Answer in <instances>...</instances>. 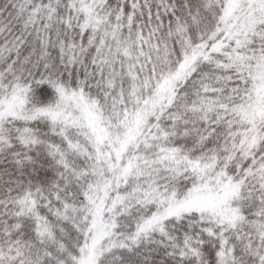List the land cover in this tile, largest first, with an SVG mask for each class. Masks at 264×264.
Instances as JSON below:
<instances>
[{
  "label": "snow or ice",
  "instance_id": "1",
  "mask_svg": "<svg viewBox=\"0 0 264 264\" xmlns=\"http://www.w3.org/2000/svg\"><path fill=\"white\" fill-rule=\"evenodd\" d=\"M0 264H264V0H0Z\"/></svg>",
  "mask_w": 264,
  "mask_h": 264
}]
</instances>
